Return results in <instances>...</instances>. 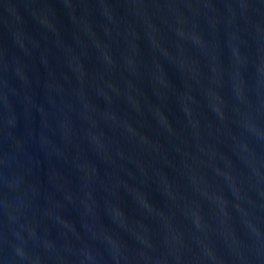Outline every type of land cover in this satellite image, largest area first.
I'll return each instance as SVG.
<instances>
[{
	"label": "water",
	"instance_id": "1",
	"mask_svg": "<svg viewBox=\"0 0 264 264\" xmlns=\"http://www.w3.org/2000/svg\"><path fill=\"white\" fill-rule=\"evenodd\" d=\"M0 264H264V0H0Z\"/></svg>",
	"mask_w": 264,
	"mask_h": 264
}]
</instances>
